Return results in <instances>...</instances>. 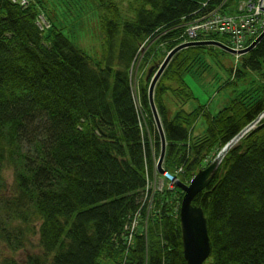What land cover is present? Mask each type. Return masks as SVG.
<instances>
[{
  "label": "trees",
  "instance_id": "16d2710c",
  "mask_svg": "<svg viewBox=\"0 0 264 264\" xmlns=\"http://www.w3.org/2000/svg\"><path fill=\"white\" fill-rule=\"evenodd\" d=\"M239 1L129 0L125 15L116 0H53L54 9L49 0H0V264H186L183 193L167 188L153 196L148 188L160 138L149 82H139L140 111L132 71L147 40L159 37L172 49L186 24L216 9L233 11ZM41 14L50 24L44 31L36 24ZM66 14H74V26L95 16L100 55L73 43L59 20ZM206 52L218 57L202 46L177 53L154 91L164 166L182 169L187 183L264 112L263 38L228 70L233 79L222 88L243 84L227 106L169 114L163 95L174 87L179 102L196 100L185 77ZM199 118L206 129L195 135ZM192 203L207 218L204 264H264V119L227 151ZM139 211L145 228L128 242L125 224ZM33 241L38 251H28Z\"/></svg>",
  "mask_w": 264,
  "mask_h": 264
},
{
  "label": "rangeland",
  "instance_id": "374dc122",
  "mask_svg": "<svg viewBox=\"0 0 264 264\" xmlns=\"http://www.w3.org/2000/svg\"><path fill=\"white\" fill-rule=\"evenodd\" d=\"M28 1L29 0H27L26 3H28ZM49 2L50 4L48 5V7L54 9L53 0H49ZM116 2L119 3L120 7L123 9L122 11L123 14L127 15L130 13L129 12L130 8L128 5L129 0H116ZM66 11L67 13L69 12L68 10ZM224 12L223 10L221 11V8L217 9L216 15L213 17L214 19H212L211 22L208 23L203 24L201 20H197L193 24L192 22L186 24L184 33H182L183 35L180 37L181 41H178L177 45L172 49H168L162 44L158 43L159 37L149 41L147 40L144 44H142L141 48L139 49L138 56L135 59V63H134L135 66L132 71L133 89L135 92V100L138 106L137 107L138 110L141 111L139 97L137 95L138 93L137 89L141 78L146 79V81H148L150 84L151 78L157 73V71L162 66L165 59L172 50L187 43L201 42V41L213 42V44L211 45H200V46H202L206 50L210 48V51L213 54L212 56H218V57L212 58L210 55H208L210 53L206 52L205 54H203L202 56L203 58H201V60L199 61H197L198 59L194 60L196 63L194 62L195 64L194 63H193L194 65L192 64L193 67L186 75L185 82L191 88L196 100L190 101L186 103V105L180 101L182 103L181 104L176 95L177 93L176 87H174L172 91L164 93L163 98L165 104L169 109L170 112L169 114L170 115L173 114L174 112H176V110H179L182 107L184 108V106H185L184 109L191 111L194 108L198 107L199 105L200 106L206 105V107L212 114H216L222 107L227 106L230 103L231 99H233L235 96L234 95L235 91H237V88L239 89L242 86L243 82L241 81L237 82L236 80H234V83L237 82L238 84L237 87L222 88V86L224 85L225 81L227 82L229 78L233 79L230 75H228L230 74L228 70H232V72L237 70L241 65L243 59L247 56V54L250 51L243 54L239 52L244 51L245 49L250 47L264 33V0L239 1V3H236L235 6L233 7V11L225 12V13ZM73 16L74 14H71L69 16H67L66 14L65 16L59 19L61 20V24L64 28L63 29L64 32L68 36H70V39L73 41V43L76 46L84 49L89 55L97 57L98 54L100 55L101 41H102L101 33L99 31L100 27L97 24V19L95 18L94 15L91 17L90 14H85L83 20L80 21L77 24V26H74L75 22L73 20ZM36 24L41 31L47 30L50 27L47 18L43 14L38 16ZM220 25H224L228 27L230 30L220 32L217 30ZM237 29H240L243 32H247L246 35L247 38L244 44L242 43L239 44L238 35L235 32H232V31H237ZM195 34L196 36H194V38L189 37L190 35L193 37V35ZM212 35H216V36L212 37ZM258 43L255 45V47L258 45ZM223 45L235 52H230V50L223 48L222 47ZM190 47L192 46L185 47L180 51H178L177 53L181 51L182 52L187 51L188 48ZM193 47H197V46H193ZM176 54H174V56ZM146 56H148L149 59L147 62L148 64L145 66V68L140 69L142 60ZM173 57L171 58V60L173 59ZM171 60L167 64L159 80L161 79L162 75L164 74ZM253 75L255 77H258V74H253ZM244 81H247V79H245ZM260 116L254 123L258 122L259 124V122L262 119H264V112ZM155 128L157 130L156 124H155ZM194 128H195L194 134L195 132H199V130H202V133L205 132L206 124L204 118H199L195 123ZM159 155L158 157H156L157 159L155 160L154 163V176L156 177L157 181H161L162 184L158 183V186L157 184L149 185V189H152V191L154 190L153 196L154 194L163 192L167 188L169 189V183L167 182L168 179H166L165 177L166 172L171 173L175 180L172 186L173 188L170 191L173 192L174 190H176V188L180 189L174 185L176 184L177 180L181 181L179 177L181 172H178L177 169L174 172L167 170L163 162V166H162L163 173L162 174L159 173L157 166ZM215 157L209 159L207 162L208 163L213 162ZM4 178L7 184L11 183L12 182L11 171L6 170L4 172ZM181 182L187 184V182H183V181ZM142 220L143 219L141 216L138 219L137 231H139L140 229L144 230L145 228L144 223L146 221L143 222V226H142ZM32 250L38 251V246H36V242L34 241H33V245L28 249V251H32ZM18 256L19 255H15V257Z\"/></svg>",
  "mask_w": 264,
  "mask_h": 264
},
{
  "label": "water",
  "instance_id": "95a60500",
  "mask_svg": "<svg viewBox=\"0 0 264 264\" xmlns=\"http://www.w3.org/2000/svg\"><path fill=\"white\" fill-rule=\"evenodd\" d=\"M264 33L247 49L244 51H240L239 53H247L251 51L255 45L263 38ZM213 42L211 41H201V42H193L181 45L174 50H172L167 58L165 59L162 66L159 68L157 73L151 78L149 87H148V101L150 106V111L156 124L157 131L160 138V155L158 159V171L159 173H163V162L166 155L167 141L165 132L163 129V125L161 122L160 115L157 110L156 103L154 101V91L157 85V82L166 68L167 64L171 60V58L181 49L188 46H200V45H211ZM230 50V48L226 46H222ZM230 52H235L230 50ZM250 126L248 129H250ZM244 130L238 137H236L233 141L228 143L215 157L213 162H211L207 167L202 168L193 176L191 181L188 184H184L181 181H176V186L180 188L183 192V197L180 204L179 210V219L181 225V233H182V247H183V255L186 261V264H204L211 255V246L210 239L208 235V225L207 218L205 217L204 211L201 207L196 206L192 203L193 198L200 193L203 189H205L212 181L215 170L217 169L219 163L222 158L227 153L228 149L233 145V143L245 132Z\"/></svg>",
  "mask_w": 264,
  "mask_h": 264
},
{
  "label": "built area",
  "instance_id": "2783aa9c",
  "mask_svg": "<svg viewBox=\"0 0 264 264\" xmlns=\"http://www.w3.org/2000/svg\"><path fill=\"white\" fill-rule=\"evenodd\" d=\"M13 2H18L21 6H27L28 5V3H26V1L27 0H12ZM216 12H217V9L216 10H214L213 12H210V13H208V14H206V15H204V16H202V17H200V18H197V19H194L193 21H192V24L194 23V22H196L197 20H201L202 21V23L204 24V23H208V22H211V20L212 19H214L213 17L216 15ZM217 24V23H216ZM188 29V28H187ZM218 31H220V32H224V31H229L230 29L228 28V27H226V26H224V25H220L219 27H218V29H217ZM232 32H235L237 35H238V40H239V44H244V42H245V40H246V35H247V32H243V31H241L240 29H237V31H232ZM187 35V34H186ZM194 36H196V34L195 35H193V37L190 35L189 37L190 38H194ZM240 40H242V41H240ZM178 172H182V169H178ZM165 177H166V179H168V183H169V189H172L173 187V184H174V177H173V175L171 174V173H169V172H166L165 173ZM165 180V179H164ZM166 181V180H165ZM158 183L159 184H162V182L161 181H157V179H154V181L152 182V183H149V185L151 184V185H156L157 184V186H158ZM149 185H148V188H149ZM154 191V190H153ZM139 213H140V211L139 212H137V213H135V214H133L131 217H129V219H128V221H127V223H126V225H125V227H124V229H125V231L127 232V240H128V242H131V239H132V237H133V234L136 232V230H137V224H138V219L140 218L139 217Z\"/></svg>",
  "mask_w": 264,
  "mask_h": 264
},
{
  "label": "clouds",
  "instance_id": "9594fccd",
  "mask_svg": "<svg viewBox=\"0 0 264 264\" xmlns=\"http://www.w3.org/2000/svg\"><path fill=\"white\" fill-rule=\"evenodd\" d=\"M260 117H261V116H260ZM252 125H255V123H254V122L251 123V124L248 125L244 130H246V129H247V131L251 130L252 127H251L250 129H248V128H249L250 126H252ZM244 130H243V131H244ZM243 131H241L240 134H241ZM247 131H246L244 134H246ZM240 134H239V135H240ZM239 135H238V136H239ZM238 136H237V137H238ZM240 137H242V135H241ZM233 140H234V139H233ZM233 140H232V141H233ZM229 143H230V142H229ZM234 144H235V143H234ZM234 144H233V145H234ZM233 145H232V146H233ZM232 146H231V147H232ZM231 147H230V148H231ZM230 148H229V149H230ZM229 149H228V150H229ZM221 150H222V149H221ZM221 150H220V151H221ZM220 151H219V152H220ZM217 155H218V154H217ZM217 155H216V156H217ZM222 159H223V158H222ZM207 163H208V162H207ZM207 163H206V165L208 166L210 163H208V164H207ZM220 163H221V162H220ZM206 165H205L203 168L207 167ZM192 178H193V177H192ZM155 179H156V178H155ZM174 181H175V180H174ZM190 181H191V180H190ZM190 181H189V182H190ZM189 182H188V183H189ZM188 183H187V184H188ZM185 184H186V183H185ZM174 186H176V184H175ZM126 223H127V222H126ZM125 225H126V224H125Z\"/></svg>",
  "mask_w": 264,
  "mask_h": 264
},
{
  "label": "crops",
  "instance_id": "0c3cea01",
  "mask_svg": "<svg viewBox=\"0 0 264 264\" xmlns=\"http://www.w3.org/2000/svg\"><path fill=\"white\" fill-rule=\"evenodd\" d=\"M194 131H195V128H194ZM200 134H202V130H199V132H195V135H200Z\"/></svg>",
  "mask_w": 264,
  "mask_h": 264
}]
</instances>
